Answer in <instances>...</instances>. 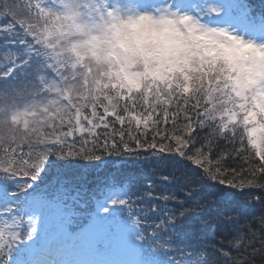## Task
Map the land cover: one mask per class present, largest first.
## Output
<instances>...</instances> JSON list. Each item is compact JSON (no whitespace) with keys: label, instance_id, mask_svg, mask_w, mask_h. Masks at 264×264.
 I'll return each mask as SVG.
<instances>
[{"label":"snow or ice","instance_id":"snow-or-ice-1","mask_svg":"<svg viewBox=\"0 0 264 264\" xmlns=\"http://www.w3.org/2000/svg\"><path fill=\"white\" fill-rule=\"evenodd\" d=\"M228 7L200 5L199 11L188 12L172 3L139 0H51L50 6L45 0H29L27 19L0 28L5 47L19 48L18 54L0 60V80H27L23 88L13 89L11 101L0 93V178L24 181L12 195L19 198L33 187L28 182L40 177L49 157L99 161L97 149L133 159L140 158L134 155L140 151H151L150 158L156 160L178 157L229 189L256 187L254 179L240 178L235 171L239 179L221 178L226 170L220 163L230 154L209 166L205 161L210 154L198 149L203 159H194L186 152L194 113L199 127L210 128V137L233 145L239 141L234 152L239 156L248 151L259 162L252 176L264 175V24L257 34L247 12L228 27L202 22L201 16L220 17L222 9L227 15ZM7 32L14 35L5 36ZM181 119L183 129L177 127ZM167 124L175 131L165 128ZM151 187L137 199L175 201L168 195L154 197ZM124 195L129 198L98 201L99 210L111 215L110 209L119 206L133 225L143 220L141 231L151 227L147 235L157 239L165 223L176 222L168 213L149 226L148 217L160 209L136 208L130 193ZM35 231L34 220L24 221L13 209L0 206V264H9L4 257ZM136 237L144 238L140 232ZM182 251L186 254L180 264H214L191 242Z\"/></svg>","mask_w":264,"mask_h":264},{"label":"trees","instance_id":"trees-1","mask_svg":"<svg viewBox=\"0 0 264 264\" xmlns=\"http://www.w3.org/2000/svg\"><path fill=\"white\" fill-rule=\"evenodd\" d=\"M237 1L247 12L248 19L253 25L259 26L264 23V0ZM28 3L27 0H0V28H12L13 22L18 23L19 20L27 19ZM4 35L12 36L14 33L7 32ZM0 46L5 47L4 38H0ZM5 48L8 51L6 56L11 57L19 53V48ZM2 59L3 56L0 55V60ZM26 83L27 80L21 76L0 80V93L11 101L13 89H21ZM192 115L195 127L191 137H186L190 145L186 149L187 154L194 159H203L197 155L198 149L205 155L210 154V159L205 161L209 166L214 165L218 157L230 154L220 163V168L226 170V174L221 178L239 179L233 176L235 171L241 174L240 178L254 179L256 187L243 191L229 189L213 182L201 169L178 157L166 156L164 160H156L150 158L151 151H140L134 153L140 158L133 159L128 154L108 155L97 149L94 154L101 156L99 161L72 158L57 160L55 157H49L40 177L36 181H31L34 184L33 189L40 190L45 187L54 189L55 193L60 192L65 199L64 204L68 210L66 211L69 212L67 215L70 219L73 218L71 220L79 229L83 228L85 225L83 223L91 219L101 220L110 230L118 228L119 222L112 228L107 218L96 214L95 205L98 201H104L106 197H108L106 202H110L112 198L128 199L125 193H130L136 208L155 206L160 209L157 215L148 217L149 226L161 222L166 214L171 213L176 217V222L172 225L165 223L159 230V239L147 235V232H151V227L141 231L144 227L143 220L138 227L141 236L144 237L140 239V243H145L147 250L155 251L158 258L166 264H180V260L186 254V251L182 250H185V245L189 242L195 249L203 250L210 256L214 264H264V187H261L264 185V175L252 176V169L258 166L259 162L249 158L248 151L237 156L234 148L240 146L239 141L233 145L219 136L210 137V128L199 127L197 123L199 118L194 113ZM184 123L181 119L177 127L183 129ZM116 127L120 128L119 125ZM164 127L169 131H175L172 124ZM98 131L104 132L103 129ZM180 134L183 135L182 132ZM140 139L144 140L145 137ZM147 139L151 142V136ZM116 141L120 143L118 137ZM125 141L130 146H135L127 136ZM156 142L160 143L159 139ZM39 147L41 146H37V149ZM22 148L27 151L26 145ZM246 158H249L248 164L244 163ZM164 177L168 180H163ZM147 185L152 186L154 197L168 195L174 197L175 201L170 199L164 203L155 198L138 200V196L146 194ZM63 186H66L67 192L71 195L64 192ZM193 190H196V194L189 198L187 194ZM115 191L119 196L109 197ZM10 192L16 191H8ZM116 208L113 215L115 218L129 219V214L125 210L122 211L119 206ZM13 249L20 252L19 257L23 253L19 246Z\"/></svg>","mask_w":264,"mask_h":264},{"label":"rangeland","instance_id":"rangeland-1","mask_svg":"<svg viewBox=\"0 0 264 264\" xmlns=\"http://www.w3.org/2000/svg\"><path fill=\"white\" fill-rule=\"evenodd\" d=\"M139 2L142 4L172 3L180 5L183 11L188 12L199 11L200 5H229L230 7L226 10L227 15L222 9L220 17L201 16L202 22L209 26L228 27L229 23H235L237 18L246 12L237 0H139ZM45 4L50 6L51 0H45ZM259 28L260 25L255 26L257 34ZM6 50L4 46H0V55L6 56L8 52ZM17 102L22 103L20 100ZM17 183H24V181H3L0 178V206L13 209L14 214L18 218L22 217L24 221L34 220L36 231L31 239L25 237L24 242L17 243L20 245L16 244L23 252L20 257V252L15 249L4 257L9 264H74V262L83 261H107L114 264H166L158 258L155 251L147 250L145 243H140V238L136 237L139 226L133 225L130 219L121 220L113 216L116 207L110 209L112 214L109 215L99 210V205L96 204L95 213L107 218L112 228L119 222L118 228L110 230L101 220L91 219L83 223L85 225L79 229L71 220L73 218L70 219L67 215L69 212L60 192L55 193L54 189L45 187L40 190L32 187L17 198L12 195L13 192L8 193V191H19L16 187ZM28 183L34 185L31 181ZM111 196L117 197L119 193L112 192L109 197ZM107 199L108 197L105 198ZM20 231L22 233L27 231L26 225Z\"/></svg>","mask_w":264,"mask_h":264}]
</instances>
